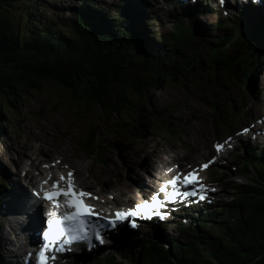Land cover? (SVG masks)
Masks as SVG:
<instances>
[{
	"label": "trees",
	"instance_id": "obj_1",
	"mask_svg": "<svg viewBox=\"0 0 264 264\" xmlns=\"http://www.w3.org/2000/svg\"><path fill=\"white\" fill-rule=\"evenodd\" d=\"M24 1L27 12L19 24L8 13L16 0H0V136L5 133L1 120L5 110L17 114L27 92L51 86L68 93L83 110L98 108L109 135L125 130L128 138H136L142 132L166 129L160 111L141 108L154 90L164 83L187 86L189 68L197 74L205 71L199 63L208 58H215L229 73L255 56L233 33L199 55L194 34L182 20L173 21L172 39L156 43L151 32L136 36L125 14L123 26L106 14L89 13L84 5L86 15L77 9L76 19L52 23L34 12L37 0ZM64 26L67 33L60 32ZM211 111L222 114L220 107ZM246 160L250 164L245 162L244 172L251 174L255 186L235 187L245 196L228 204L219 222L190 230L199 240L185 245L170 239L168 250L148 244L139 256H132L134 263L264 264V163L253 153Z\"/></svg>",
	"mask_w": 264,
	"mask_h": 264
},
{
	"label": "rangeland",
	"instance_id": "obj_2",
	"mask_svg": "<svg viewBox=\"0 0 264 264\" xmlns=\"http://www.w3.org/2000/svg\"><path fill=\"white\" fill-rule=\"evenodd\" d=\"M24 2V0H16V4L8 12L13 21L19 24L23 23V17L27 12ZM121 2L122 0H95L93 7L98 11L110 13V18L117 20L118 5ZM81 3H83V0H37L38 7L35 8L34 12L43 20L47 19L52 23L61 20L67 23V19H72L74 15L66 12V10L78 7ZM153 9L151 8V22L157 21L159 14L163 13ZM250 18L255 19V16ZM219 19V16L217 18L209 16V18L201 19L198 15L194 18V21L197 26H205L204 28L211 29L210 24L219 22ZM220 21L229 23V21L223 19ZM233 21L236 22V20ZM239 23L243 22L240 21ZM53 25L58 26L57 24ZM160 25V22L159 24L155 23V27H160ZM170 26H165L167 33ZM64 27L60 28L61 33L68 32V28ZM152 31L157 35L156 43H159V39L164 38V28H159L158 31L152 29ZM215 34L211 37L219 39L223 35L221 32ZM252 44L253 42L249 43V46ZM210 45L208 42L205 46L202 44L198 54L206 53L207 47ZM246 45L248 46V44ZM203 67L205 68L204 73L195 75L193 71L194 74H190L191 78L184 81L187 86L182 85L180 82L164 83L145 100L146 103L149 101L151 107L160 111V113H163L161 110L172 112L164 114L163 119L175 124L176 129L180 132L178 138H174L166 130L148 131L133 140L122 138L123 132L111 136L105 133L106 124L100 120L98 108L81 109L68 93L55 86L44 87L35 92H27L20 106V111L12 115L9 114L10 110H5L1 119L5 125V133L3 137L0 136V181L6 179L7 183L13 187V190H9L7 193L10 194L16 191L15 188L19 184L18 180L24 170L30 172L32 167L37 166L36 159L51 161L57 158L68 164H70L69 162L76 164L74 168L77 172H80L79 180L82 186H91L94 191L102 188L103 195L107 199L111 194L107 191L108 187L105 183L104 174L111 178H109L110 183L122 176H127L132 184H136L135 182H141L140 177L147 175L148 168L146 165L159 162L162 158L163 162L166 163H159V170L175 164H181V166L198 165L199 162L206 160L212 153V142L222 140L240 127L254 123V120L259 118L263 109L258 112L253 111V115H250L251 107L258 102L256 99L260 100V96L249 98V95H244V92L241 93L238 90L240 87H238L236 81L226 77L225 82H231L228 83L226 96L233 99L237 105L242 107V112L247 111V114L236 115V119L225 125L210 111V106L217 91L213 83V75L208 70V62H205ZM254 76H257L256 72ZM146 103L141 102V108L145 109ZM114 119L116 118L114 117ZM122 120L124 119L121 118ZM110 122L113 123V120ZM95 131L97 139L104 144V154H100L101 160L93 157L91 148L86 147L84 144L89 142L86 139L94 141ZM92 144L94 143L92 142ZM226 162L229 164L228 167L233 165L231 155L226 157ZM219 163L224 164L225 162L219 160ZM86 167H89V170ZM213 170L216 173L219 172L218 168ZM32 173L35 174L34 171ZM224 173L228 176V171H224ZM219 183L222 186L219 199L224 202L233 201V198L229 196H234L235 193L228 188V184L224 186L220 180ZM22 186L23 189L27 190V187L21 184ZM123 199L124 197H122ZM114 200L116 201V199ZM124 201L125 199L122 202L124 203ZM123 203L119 202L120 205H130L129 203ZM215 218L217 220L218 217ZM4 220L6 222V218ZM166 233H168L167 236H175V231H167ZM7 236L12 239L11 234ZM178 239L181 242L186 241L183 236H179ZM8 249V244H0V257L4 256V250L8 252Z\"/></svg>",
	"mask_w": 264,
	"mask_h": 264
},
{
	"label": "snow or ice",
	"instance_id": "obj_3",
	"mask_svg": "<svg viewBox=\"0 0 264 264\" xmlns=\"http://www.w3.org/2000/svg\"><path fill=\"white\" fill-rule=\"evenodd\" d=\"M221 4L225 0H220ZM264 2V0H261ZM248 129L245 128L243 133H237V135L245 134ZM231 138L229 137V140ZM216 151L219 153L222 150V145H215ZM213 161H209L212 163ZM57 163H59L57 161ZM209 163L201 165L200 169H193L187 173L172 177L168 181V185L171 186V194H166L164 199L168 201H176L178 198L187 199L188 197H195L198 195L197 191H179L177 189L178 183L183 182L185 188L192 186L193 188L199 187V191H203V185L200 183L198 172L208 168ZM161 193H166V187L159 189ZM39 195L38 193H36ZM42 198L50 202L54 208H64L63 214H57L55 219H49L47 221V230L43 232L44 243L38 249L37 261L38 264H49V261H55L56 256L51 255L53 252H63L70 250L68 247L74 243L91 244L95 239L99 243L104 242L101 228L103 225L89 223L92 217L98 220H104L105 218L100 216L96 212L95 208L85 201L88 199H99L94 197L92 193L85 192L82 189H77L75 185L74 174L69 171L67 175L61 174L59 178L53 181L50 185V190L45 191L42 194ZM63 198V203H61ZM200 199H205L204 196H200ZM161 201L155 196H151L150 199L146 198L144 203L135 205L133 208L127 211H116L113 219H108L107 224L115 228L117 224L123 223L126 220L131 219L132 227H136L134 220L140 219H152L153 216L164 219V216L159 212L162 207ZM51 216V213L48 214Z\"/></svg>",
	"mask_w": 264,
	"mask_h": 264
},
{
	"label": "bare ground",
	"instance_id": "obj_4",
	"mask_svg": "<svg viewBox=\"0 0 264 264\" xmlns=\"http://www.w3.org/2000/svg\"><path fill=\"white\" fill-rule=\"evenodd\" d=\"M149 1L152 3H155V1H153V0H149ZM244 16H245V14H244ZM254 108L256 111L259 110V107L257 104L255 105ZM165 154H167V153H165ZM160 162H163V158L161 159ZM147 168H148L147 169L148 175L146 177H140L139 176L141 178V182H135L136 185L135 184L132 185V183L128 180L127 176H122L121 178H118V176H117L118 179H116L115 181L113 180L114 182L110 183L109 180L111 178L109 177L110 178L109 179L106 174H104V175L102 174V175L105 177L104 179H105L106 186L112 191L110 193L115 195V196L117 195V198H115L116 201L120 202L121 201L120 197H124V199H125L124 203H132L139 198L138 196H142L147 190H149V188H151L153 186V183L155 184L159 180V175L161 173V172H159V165H147ZM86 169L89 170V167H86ZM150 171L157 172V175L152 174L153 175L152 179H149V177H150L149 174H151ZM109 175H111V174H109ZM15 189L17 191V194L15 196H11L10 194L7 193V195L3 196L4 199L2 198V200L0 202V210H2L3 216H4V218H6V220H8V219L11 220L12 226L18 221L25 220L26 216L29 213L30 214H32V213L36 214L34 217H37L38 212H39L38 207L40 206L37 201H35L33 198L29 197V194H27L26 190L23 191L19 187H16ZM46 207H48L47 208L48 210H50V208H51L50 206H46ZM51 211H52V209H51ZM28 217L31 219L32 216H28ZM36 227H37L36 225H33V227H30V229H32V231H30V235L33 234V231H35ZM10 229H11V227H10ZM30 239H33V238L30 237ZM4 242H5V240H4ZM3 255H4V253H3ZM10 260L11 259H9V260H6V259L1 260L0 259V261L3 264H10ZM15 261L17 264H22L21 255L19 258L18 254H17Z\"/></svg>",
	"mask_w": 264,
	"mask_h": 264
}]
</instances>
